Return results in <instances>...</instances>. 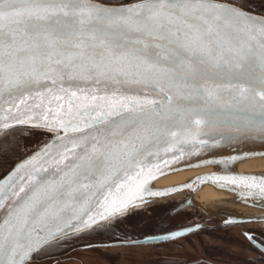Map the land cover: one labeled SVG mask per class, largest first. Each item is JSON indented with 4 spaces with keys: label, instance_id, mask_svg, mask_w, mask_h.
<instances>
[{
    "label": "snow or ice",
    "instance_id": "1",
    "mask_svg": "<svg viewBox=\"0 0 264 264\" xmlns=\"http://www.w3.org/2000/svg\"><path fill=\"white\" fill-rule=\"evenodd\" d=\"M24 127L51 138L0 181V264H32L209 181L264 210L255 176L151 189L187 158L264 140V0H0V164L21 148L12 130ZM226 223L254 226L243 233L257 256L248 264H264V231L254 230L264 215Z\"/></svg>",
    "mask_w": 264,
    "mask_h": 264
},
{
    "label": "flooded vegetation",
    "instance_id": "2",
    "mask_svg": "<svg viewBox=\"0 0 264 264\" xmlns=\"http://www.w3.org/2000/svg\"><path fill=\"white\" fill-rule=\"evenodd\" d=\"M26 132L17 129L12 135L19 141ZM185 202L151 203L121 217L112 228L86 232L37 253L32 264H248L257 258L243 235L254 226L207 227L183 208ZM189 227L196 230L174 242L149 239Z\"/></svg>",
    "mask_w": 264,
    "mask_h": 264
},
{
    "label": "water",
    "instance_id": "3",
    "mask_svg": "<svg viewBox=\"0 0 264 264\" xmlns=\"http://www.w3.org/2000/svg\"><path fill=\"white\" fill-rule=\"evenodd\" d=\"M27 130L26 136L21 142V148L17 151L14 158L8 161L4 168L0 170V181H2L9 170L16 163L26 159L42 144L51 138V135L45 132L24 128H16ZM12 130V131H13ZM230 156L245 157L237 159L234 163L225 165H207L202 167H189L203 160L222 159ZM178 170L167 171L163 176H158L151 182L153 190H170L173 188H181L183 185L193 181L196 177L209 175H236V176H255L258 179H264V140L259 138L248 137L233 141L231 143L224 142L219 147L204 152L199 156L187 158L174 166ZM195 190L183 188L181 191H169L168 195L155 198L152 203L162 202L174 198H186L183 208L189 210L193 219L204 220L207 227L237 225L228 224L226 221L234 220L247 216H262L264 210L251 207L241 202L238 193L239 190L233 191L234 186H228L222 182L214 185L212 182L194 185ZM222 197L228 207L210 209L208 207V197ZM0 211V216H3Z\"/></svg>",
    "mask_w": 264,
    "mask_h": 264
},
{
    "label": "bare ground",
    "instance_id": "4",
    "mask_svg": "<svg viewBox=\"0 0 264 264\" xmlns=\"http://www.w3.org/2000/svg\"><path fill=\"white\" fill-rule=\"evenodd\" d=\"M209 199L208 200V207L210 209H216V208H221V207H228L226 202H224V200H222L223 198L222 197H215V196H211V197H208Z\"/></svg>",
    "mask_w": 264,
    "mask_h": 264
},
{
    "label": "rangeland",
    "instance_id": "5",
    "mask_svg": "<svg viewBox=\"0 0 264 264\" xmlns=\"http://www.w3.org/2000/svg\"><path fill=\"white\" fill-rule=\"evenodd\" d=\"M26 134H27V133L23 134V135H22V137L19 139V141H18V142H19L20 144H21V142H22L23 138L26 136ZM10 160H11V159H10ZM10 160H9V161H10ZM4 166H5V164H2V165H0V170H1V169H3V168H4Z\"/></svg>",
    "mask_w": 264,
    "mask_h": 264
},
{
    "label": "trees",
    "instance_id": "6",
    "mask_svg": "<svg viewBox=\"0 0 264 264\" xmlns=\"http://www.w3.org/2000/svg\"><path fill=\"white\" fill-rule=\"evenodd\" d=\"M127 2H129V3H130V2H133V0H127Z\"/></svg>",
    "mask_w": 264,
    "mask_h": 264
}]
</instances>
